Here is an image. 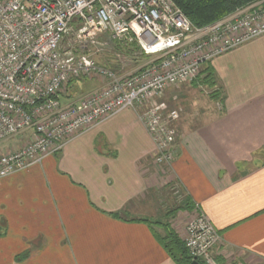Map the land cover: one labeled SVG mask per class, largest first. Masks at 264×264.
Here are the masks:
<instances>
[{
	"label": "crops",
	"instance_id": "crops-1",
	"mask_svg": "<svg viewBox=\"0 0 264 264\" xmlns=\"http://www.w3.org/2000/svg\"><path fill=\"white\" fill-rule=\"evenodd\" d=\"M209 65L222 101L208 95L197 121L178 118L166 175L137 107L0 179V264H175L161 225L183 240L175 222L195 208L221 237L218 264H264V35ZM173 184L175 208L184 197L192 208L165 216L161 196Z\"/></svg>",
	"mask_w": 264,
	"mask_h": 264
},
{
	"label": "built area",
	"instance_id": "built-area-1",
	"mask_svg": "<svg viewBox=\"0 0 264 264\" xmlns=\"http://www.w3.org/2000/svg\"><path fill=\"white\" fill-rule=\"evenodd\" d=\"M262 35L264 0L200 28L172 0H0V146L24 140L0 149V179L40 165L78 136L137 107L155 145L153 165L166 175L179 112L157 99L197 80L214 58ZM107 39L133 45L150 59L119 74L93 58ZM78 78L99 84L70 98L68 83ZM183 242L191 261L218 264L213 251L221 237L198 208Z\"/></svg>",
	"mask_w": 264,
	"mask_h": 264
},
{
	"label": "rangeland",
	"instance_id": "rangeland-1",
	"mask_svg": "<svg viewBox=\"0 0 264 264\" xmlns=\"http://www.w3.org/2000/svg\"><path fill=\"white\" fill-rule=\"evenodd\" d=\"M103 41H106V36L104 35L101 38V42ZM121 45L122 47H119L113 41L107 39V45L102 46L101 51L93 55L94 60L98 64L109 65V67L114 69L119 74H124L133 71L135 68H138L139 66L146 63L148 59H150V57L146 58L144 56L137 55V50L134 51L132 48L125 47L124 44ZM98 84V81L95 79L79 78L76 80V82H74L72 91L75 95L79 96L95 89ZM208 95V90L204 88H192L188 84H183L166 90L163 94L162 101L165 103L168 109H174L179 112V119L184 121L187 119V121L190 122L192 118L193 120L195 119V121H197L196 115L203 108V105L200 103H202V100L207 99L206 97ZM193 103H196L195 106ZM193 113L195 116L192 117ZM176 134L178 136V131H176ZM23 141L24 140L21 139V137H17L3 143L2 146L3 148H9L11 146L16 147L20 146ZM178 194H180V190L177 184H173L168 187V192L164 194V196H161L163 199V208L161 209V212L175 208L174 201ZM117 214L122 216L124 212H117ZM184 220L185 219L182 214H179L178 220L175 222V224L181 226V228H184V226H186V221Z\"/></svg>",
	"mask_w": 264,
	"mask_h": 264
},
{
	"label": "trees",
	"instance_id": "trees-1",
	"mask_svg": "<svg viewBox=\"0 0 264 264\" xmlns=\"http://www.w3.org/2000/svg\"><path fill=\"white\" fill-rule=\"evenodd\" d=\"M174 5L178 7L185 16L190 20V22L195 27H204L209 25L231 13L237 9L243 8L250 4H253L260 0H172ZM119 47H122L121 43L114 41ZM126 47V46H125ZM132 49L136 50L132 45ZM131 50V51H133ZM130 51V53H131ZM106 66L110 69L107 64H100ZM114 70V69H113ZM115 71V70H114ZM79 79V78H78ZM86 79V78H82ZM77 79H72L68 83V95L70 98L78 97L72 91L74 82ZM196 88H204L209 91V95L219 102L222 101V93L219 90L218 80L214 74L209 63L203 65L199 77L197 80L192 82ZM190 83V84H192ZM80 96V95H79ZM189 200L184 197L178 207L173 208L165 213V216H170L172 212H177L179 209L187 210L191 209ZM160 224V223H155ZM162 228L164 231V236L158 237L159 242L170 256V258L175 262V264H190L191 258L188 256L187 250L185 248L183 240L171 229L168 223H162Z\"/></svg>",
	"mask_w": 264,
	"mask_h": 264
},
{
	"label": "water",
	"instance_id": "water-1",
	"mask_svg": "<svg viewBox=\"0 0 264 264\" xmlns=\"http://www.w3.org/2000/svg\"><path fill=\"white\" fill-rule=\"evenodd\" d=\"M190 264H200L197 261H191Z\"/></svg>",
	"mask_w": 264,
	"mask_h": 264
}]
</instances>
